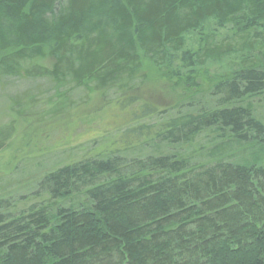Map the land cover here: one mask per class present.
Returning <instances> with one entry per match:
<instances>
[{
    "label": "trees",
    "instance_id": "1",
    "mask_svg": "<svg viewBox=\"0 0 264 264\" xmlns=\"http://www.w3.org/2000/svg\"><path fill=\"white\" fill-rule=\"evenodd\" d=\"M67 79L121 122L0 189V264H264V0H0V88Z\"/></svg>",
    "mask_w": 264,
    "mask_h": 264
},
{
    "label": "rangeland",
    "instance_id": "2",
    "mask_svg": "<svg viewBox=\"0 0 264 264\" xmlns=\"http://www.w3.org/2000/svg\"><path fill=\"white\" fill-rule=\"evenodd\" d=\"M48 88L40 80L10 81L5 88H0V189L8 187L12 189V195L22 192L16 188L17 183L36 180L50 169L65 164L67 159H80L82 151L95 140L98 141L104 133L113 131L121 122L113 103L101 108L104 104L102 97L100 103L94 105L97 99L86 101L82 92L71 94V100L66 102V106L55 104L54 109L52 105L46 104L33 106L29 96L35 100L40 96L46 101L53 94L43 92ZM143 88V94L152 96L150 98L159 103L168 99L165 95L169 91L163 83H146ZM113 97V93H107L106 103L114 101ZM11 98L15 107L10 105ZM253 108L260 113L259 118L263 119L264 96L254 101ZM17 110L21 114H17ZM39 113H42L39 118L49 119L45 126L36 121ZM9 120L12 127H9ZM13 167L15 169L12 173H7ZM31 189L28 187L25 191Z\"/></svg>",
    "mask_w": 264,
    "mask_h": 264
},
{
    "label": "bare ground",
    "instance_id": "3",
    "mask_svg": "<svg viewBox=\"0 0 264 264\" xmlns=\"http://www.w3.org/2000/svg\"><path fill=\"white\" fill-rule=\"evenodd\" d=\"M251 58H254L253 55H252ZM251 58L249 59V57H248L247 60L250 61ZM63 76H64V77H67L66 75H63ZM66 83H67V85L69 86V88L66 87V86L62 87L61 90L64 91L65 93H62V92H61V94L63 95V97L65 98V100H67L68 102L71 100V94H74L75 92H76V93H81V92H82V93H84V95H86V92H85L84 90L82 91V89H83L82 87H81V88H75V89L72 88L69 79L66 80ZM66 89H67V91H66ZM143 91H144V88H143V86H141V88H139V92H140V93H143ZM59 92H60V91H59ZM51 93H52V92H51ZM52 95H53V94H52ZM52 95H51L50 98H49L51 101L47 99V100H48V102H46V105H47V106H48V105H53V104H54V101H53L54 99H53ZM47 100H46V101H47ZM50 103H52V104H50ZM54 105H55V104H54ZM66 105H67V104H66ZM66 105H65V106H66ZM105 105L107 106L106 100H104V104H102V107H101V108H103V107L105 108ZM58 106H64V105H63L62 102L60 101V102L58 103ZM252 113L255 115V119H256V118L260 119V118H259V117H260V116H259L260 113H259L258 111L252 110ZM257 113H258V114H257ZM36 116H37L36 121H38L39 125H41V126H45V125H46V120H43V118H39V117H42V115H36ZM244 116H245V115H244ZM245 117H246V116H245ZM258 119H256V121H258V122L261 123V121L258 120ZM252 121H253V122H256L255 120H252ZM261 124H262V123H261ZM257 137H258V140H259L258 143H260L261 141H262V142L264 141V128H263V127L259 129V131H258V136H257ZM263 146H264V142H263ZM222 150H224V149H222ZM257 151H258V150L256 149V150H255L254 152H252V153H257ZM83 154H84V155H89V152H86V153L84 152ZM83 154H82V155H83ZM82 155H81V156H82ZM250 158H251V157H249V158L247 157V158H246V162H247L248 160H250ZM263 159H264V155H263ZM263 161H264V160H263Z\"/></svg>",
    "mask_w": 264,
    "mask_h": 264
}]
</instances>
